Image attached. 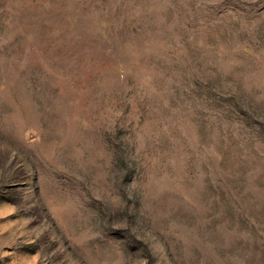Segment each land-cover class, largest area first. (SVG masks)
<instances>
[{
	"label": "rangeland",
	"instance_id": "1",
	"mask_svg": "<svg viewBox=\"0 0 264 264\" xmlns=\"http://www.w3.org/2000/svg\"><path fill=\"white\" fill-rule=\"evenodd\" d=\"M0 264H264V0H0Z\"/></svg>",
	"mask_w": 264,
	"mask_h": 264
}]
</instances>
